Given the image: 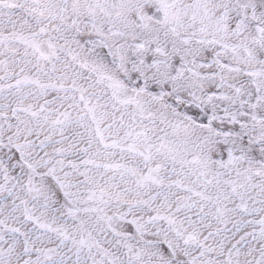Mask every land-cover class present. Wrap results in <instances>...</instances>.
<instances>
[{
	"label": "snow or ice",
	"instance_id": "6c2138e0",
	"mask_svg": "<svg viewBox=\"0 0 264 264\" xmlns=\"http://www.w3.org/2000/svg\"><path fill=\"white\" fill-rule=\"evenodd\" d=\"M0 264H264V0H0Z\"/></svg>",
	"mask_w": 264,
	"mask_h": 264
}]
</instances>
